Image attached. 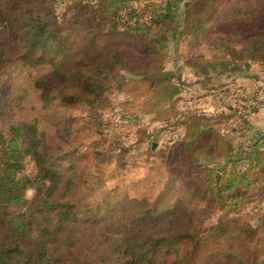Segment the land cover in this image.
Here are the masks:
<instances>
[{"label": "trees", "instance_id": "16d2710c", "mask_svg": "<svg viewBox=\"0 0 264 264\" xmlns=\"http://www.w3.org/2000/svg\"><path fill=\"white\" fill-rule=\"evenodd\" d=\"M57 1L0 0V72L13 63L47 65L33 81L44 106L83 104L82 121L88 125L98 121L114 90L144 91L145 104L155 112L169 105L177 88L164 67L165 50L182 35L214 29L207 53L219 52L225 70L232 60H264V9L255 11L254 0H75L63 16L56 14ZM215 16H221L220 23L211 26ZM202 57H188L196 73L217 64L207 58L200 65ZM38 130L36 120H24L9 124L5 134L0 131V264H68L75 249L70 229L34 227V212L74 219L78 201L68 199L77 181L74 166L55 165L46 135ZM250 141V151L239 148L235 159L229 142L228 148L215 144L209 152V144L199 146L189 131L183 153L195 164L198 181L186 180L184 189L213 195L209 203L228 212L237 211L246 198H261L264 186L257 179L264 177V132ZM27 156L35 163L33 175L22 173ZM216 161L224 164L210 165ZM28 188L34 190L30 200L24 197ZM189 212L178 202L156 214L148 207L128 227L117 220L105 221L103 228H116L110 241L117 238L124 245V264H264L258 257L264 245L261 208L251 217H220L206 231ZM200 250L213 258L198 260Z\"/></svg>", "mask_w": 264, "mask_h": 264}, {"label": "rangeland", "instance_id": "374dc122", "mask_svg": "<svg viewBox=\"0 0 264 264\" xmlns=\"http://www.w3.org/2000/svg\"><path fill=\"white\" fill-rule=\"evenodd\" d=\"M73 1L58 0L56 14L63 16ZM254 1L255 11L264 9V0ZM134 5L139 7L141 3ZM221 16L213 17L211 26L220 23ZM212 32L214 29L207 27L204 35H182L167 44L164 67L172 72L171 82L177 88L169 105L155 112L145 104L149 99L144 91L114 90L109 104L100 109L98 121L89 125L82 121L87 114L83 104L65 106L57 101V105L44 106L33 81L47 65L17 67L13 63L12 69L0 72L1 133L5 134L9 124L16 121L36 120L38 131L50 144L53 163L75 168L77 181L68 199L78 200L76 217L62 220L54 213H33L35 228L44 225L62 232L70 229L75 249L68 264H124V245L117 238L110 241L116 228L104 229V222L120 220L118 224L128 227L129 220L148 207L156 214L174 203H184L205 231L220 217H251L257 208L264 214V195L246 198L237 211L228 212L209 203L213 195H193L184 189L186 180L195 184L198 181L195 164L183 153V139L189 131L199 146L209 144V152L215 151V144L226 149L225 142H229L233 158L238 157L235 153L239 148L250 151L251 138L264 132V60H232L226 68L229 70H225L219 52L207 53ZM192 54L205 56L198 61L200 65L207 58L217 64L207 73H196L188 59ZM213 164L220 167L224 161L210 162ZM35 171L34 161L25 157L22 173L33 175ZM257 184L264 186V177L257 179ZM33 195L34 190L28 188L24 197L30 200ZM122 210L126 214H121ZM258 257L264 259V245ZM211 258L210 252L200 250L198 260L208 263Z\"/></svg>", "mask_w": 264, "mask_h": 264}, {"label": "water", "instance_id": "95a60500", "mask_svg": "<svg viewBox=\"0 0 264 264\" xmlns=\"http://www.w3.org/2000/svg\"><path fill=\"white\" fill-rule=\"evenodd\" d=\"M153 146H154V144H153Z\"/></svg>", "mask_w": 264, "mask_h": 264}]
</instances>
